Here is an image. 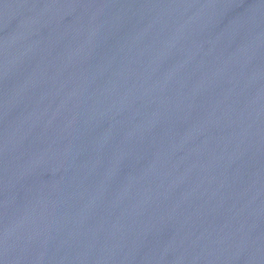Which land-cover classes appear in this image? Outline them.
Returning a JSON list of instances; mask_svg holds the SVG:
<instances>
[{
	"label": "water",
	"instance_id": "obj_1",
	"mask_svg": "<svg viewBox=\"0 0 264 264\" xmlns=\"http://www.w3.org/2000/svg\"><path fill=\"white\" fill-rule=\"evenodd\" d=\"M0 264H264V0H0Z\"/></svg>",
	"mask_w": 264,
	"mask_h": 264
}]
</instances>
